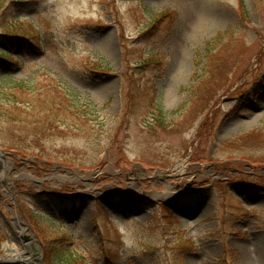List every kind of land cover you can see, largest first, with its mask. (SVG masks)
<instances>
[{
  "label": "rangeland",
  "instance_id": "rangeland-1",
  "mask_svg": "<svg viewBox=\"0 0 264 264\" xmlns=\"http://www.w3.org/2000/svg\"><path fill=\"white\" fill-rule=\"evenodd\" d=\"M0 52V104L90 106L0 120V264H264V0H0Z\"/></svg>",
  "mask_w": 264,
  "mask_h": 264
},
{
  "label": "trees",
  "instance_id": "trees-1",
  "mask_svg": "<svg viewBox=\"0 0 264 264\" xmlns=\"http://www.w3.org/2000/svg\"><path fill=\"white\" fill-rule=\"evenodd\" d=\"M11 35H8L10 37ZM23 39V38H21ZM26 40V39H25ZM27 41V40H26ZM24 41V42H26ZM13 56L0 52V61L14 64ZM29 83V82H28ZM23 83L21 85H26ZM5 104H0V120L2 124L22 136L24 142L37 148L38 154H30L26 150L17 149L19 159L29 158L31 155L42 156L47 133L53 130L66 131L81 129L83 120L87 121L89 105L81 106L68 86L56 85L50 91H37L32 95H19L13 92H4ZM12 96V97H11ZM92 113V110L90 111ZM32 157V156H31ZM48 161V160H47ZM44 164V162H43ZM38 218L36 221H39ZM76 259H64V264H75Z\"/></svg>",
  "mask_w": 264,
  "mask_h": 264
},
{
  "label": "bare ground",
  "instance_id": "bare-ground-1",
  "mask_svg": "<svg viewBox=\"0 0 264 264\" xmlns=\"http://www.w3.org/2000/svg\"><path fill=\"white\" fill-rule=\"evenodd\" d=\"M261 251H262V256L264 258V246L261 248ZM248 256V255H247ZM244 259H245V256H244ZM246 262H247V257H246Z\"/></svg>",
  "mask_w": 264,
  "mask_h": 264
},
{
  "label": "water",
  "instance_id": "water-1",
  "mask_svg": "<svg viewBox=\"0 0 264 264\" xmlns=\"http://www.w3.org/2000/svg\"><path fill=\"white\" fill-rule=\"evenodd\" d=\"M0 154L5 155V156L9 155V154L4 153V152H2V151H0Z\"/></svg>",
  "mask_w": 264,
  "mask_h": 264
}]
</instances>
